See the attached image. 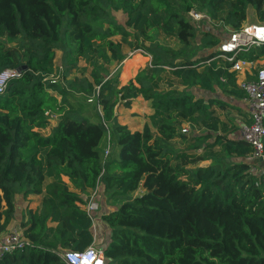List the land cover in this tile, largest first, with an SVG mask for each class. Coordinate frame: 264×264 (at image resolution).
Listing matches in <instances>:
<instances>
[{"label":"trees","instance_id":"1","mask_svg":"<svg viewBox=\"0 0 264 264\" xmlns=\"http://www.w3.org/2000/svg\"><path fill=\"white\" fill-rule=\"evenodd\" d=\"M197 8L232 31L248 21L249 8L251 21L264 24V0H0V72H21L0 95V239L15 219V195L43 196L38 210L24 206L20 235L28 244L0 264H65L62 252L93 243L106 264H264V172L245 160L252 147L220 123L214 107L229 104L212 96L222 91L240 102L246 93L219 52L197 58L199 49L224 41L205 32L196 46L199 22L189 12ZM112 9L126 13L125 26ZM162 36L180 47L163 44ZM123 44L151 57L125 85L120 72L103 66L125 59ZM236 59L263 61L264 45ZM82 60L90 75L68 79ZM166 70L210 95L159 90ZM51 75L58 80L46 79ZM70 95L91 100L97 119ZM137 98L151 102L157 135L147 124L132 132L118 122L116 108L129 109ZM188 121L206 130L190 149L219 147L231 161L197 166L208 159L174 154L168 143ZM107 137L113 150L104 160ZM97 185L98 201L103 193L120 201L95 213L106 228L103 245L80 207Z\"/></svg>","mask_w":264,"mask_h":264},{"label":"rangeland","instance_id":"2","mask_svg":"<svg viewBox=\"0 0 264 264\" xmlns=\"http://www.w3.org/2000/svg\"><path fill=\"white\" fill-rule=\"evenodd\" d=\"M199 10L198 8L196 11ZM199 12V11H198ZM200 13H204L201 12ZM254 11L249 8L248 11V21L244 24H252L256 23L255 21H251L253 18ZM111 16L113 19H115L118 24L125 26L127 17L126 13L123 11H116L112 9ZM199 34L196 38L195 44L197 47H200L201 37L202 34L205 32H210L214 36H216L220 42L225 39L230 32H232L231 28L224 23H216L212 21L208 16L205 18L204 21H199ZM121 37L116 36L113 38L114 41H120ZM161 42L163 44L169 45L174 49H178L180 45L177 43L176 39L174 37H161ZM123 53L125 54V59L120 63L116 64L115 62H111L110 64L103 63V66L106 68V72H109L110 74H117L120 72V82L121 85L127 84L131 79H134L136 75L149 67L151 62V57L144 52V50H131V48L127 44H123ZM213 52H218V49H199L197 51V58L198 57H204L212 54ZM60 56L61 54L58 52L56 56V67L60 69V71H63V66H61L60 62ZM219 56V55H218ZM101 63V61H99ZM258 66L264 67V60L258 63ZM91 67L87 66L85 62L82 60L79 64V70L74 71L71 76L68 77V79H72L76 76H80L82 74H85L87 76L90 75ZM51 78L58 80V76H50L47 79L51 80ZM242 74L241 72L238 74L237 79H241ZM156 84L158 86V89L161 91H168V90H179L183 93H189L193 94L196 97H204L207 98L210 94L207 92L202 91L198 87H188L182 83L180 79H177L174 77L168 70L160 74V79L156 81ZM59 99L60 96L57 93H54ZM216 98H219L223 101H225L227 104L226 109L221 110L218 107H214L215 113L218 116L220 123L225 124L230 128V132L228 135L237 137L239 136V129L240 126L247 121V115L245 111L242 109L241 105L239 104V101L232 100L228 95L224 94V92H219L217 94L212 95ZM70 101L77 105L80 109L83 110V114H85L87 117L96 120V115L94 113V103H92L90 100H86L85 97L79 96V95H70ZM116 114L118 115V122L123 125H128L129 129L132 132L136 131H142L144 125H148L151 129V131L154 133V135H157V126L159 122V117L153 118V115L155 114L154 109L151 108V102L145 101L142 98H137L135 101H133L131 108L126 109L123 106H119L116 108ZM55 119L53 118L52 124H55ZM187 128V132H183V129ZM50 130H47L45 134H49ZM206 133V130L204 127L200 124H196L194 121H188L183 123L178 130V137L172 141H170L168 144L173 150L174 154L179 155L181 151H188L192 155L200 156L202 158L212 159L213 163L221 162V165H225L228 162H230V159L226 158V155L220 150L219 147H216L211 150H205V149H190L189 143L193 140L194 137L199 136L200 134ZM212 142V141H211ZM110 146V156L113 150V141L111 138H106V141L103 145L104 148ZM109 156V157H110ZM200 164V163H199ZM63 181L67 180V177H62ZM51 179H47L45 181V184L49 183ZM35 195H30L29 197H32ZM33 198H36L33 197ZM32 201H29L28 208L31 210H38L40 207L39 200L38 199H30ZM25 201L21 195H15V205H16V214H15V221L12 222V225L16 229L9 230L8 233L17 231L21 232V218L23 216L24 212V206ZM98 201V200H97ZM120 201L116 199L110 200L108 198V195L102 194L101 200L98 201L99 203V210L98 211H104L108 209L109 207L112 208L116 204H118ZM93 230H95V236L96 241L98 245H103L104 237L106 234V228L105 226L97 220L94 224ZM7 233V234H8Z\"/></svg>","mask_w":264,"mask_h":264},{"label":"built area","instance_id":"3","mask_svg":"<svg viewBox=\"0 0 264 264\" xmlns=\"http://www.w3.org/2000/svg\"><path fill=\"white\" fill-rule=\"evenodd\" d=\"M189 15L196 22L206 17L196 10L190 11ZM262 45H264V24L252 23L244 24L240 29L230 32L228 37L218 47V57L232 63L231 71L238 74L241 72L242 74L241 80L237 83L246 93L245 100L248 104V121L241 127L239 139L252 147L251 154L245 160L255 164L264 157V67L258 66V63L262 60H237L236 57L239 54L248 53L254 47ZM20 76V70L6 69L1 71L0 95L6 92L10 81ZM248 77L253 78L249 79ZM50 81L54 83L56 79L51 78ZM187 131V128L183 129V132ZM109 154L110 146L105 149L104 160ZM99 191L100 185H97L95 190L91 191L90 195L86 197V203L80 205L91 218L93 228L95 227V222L98 220L95 213L99 210V203L96 199ZM93 231L95 236V230ZM27 244L28 241L23 239L19 232L8 233L0 239V257L6 253L22 249ZM60 258L65 264H106L103 252L96 247L95 243L83 251H64L60 254Z\"/></svg>","mask_w":264,"mask_h":264},{"label":"crops","instance_id":"4","mask_svg":"<svg viewBox=\"0 0 264 264\" xmlns=\"http://www.w3.org/2000/svg\"><path fill=\"white\" fill-rule=\"evenodd\" d=\"M240 80H241V79H239V80L237 79V82H239ZM239 104L241 105L242 109L245 111V113H246V115H247V121H248V104H247L246 100L244 99L243 101H240ZM247 121H246V122H247ZM246 122H244V123L240 126V129H241V127H242ZM240 129H239V134H240ZM237 138L239 139V136H238ZM211 163H213V160H212V159L204 160V161L200 162V164H198L197 166H206V165H209V164H211ZM257 168H260V167L257 166ZM65 182H68V178H67V180H66ZM35 196H36V195H35ZM35 196L28 197V198L26 199V201H25V208L28 207L29 201H32V200H30V199H38V200L40 201L39 204L41 203V200H42L43 196H36V198H33V197H35ZM109 209H110V207H109ZM111 209H112V208H111ZM103 212H105V211H103ZM14 221H15V220H14ZM12 229H16V228L11 224L9 230H12Z\"/></svg>","mask_w":264,"mask_h":264},{"label":"water","instance_id":"5","mask_svg":"<svg viewBox=\"0 0 264 264\" xmlns=\"http://www.w3.org/2000/svg\"><path fill=\"white\" fill-rule=\"evenodd\" d=\"M263 144H264V137H263ZM256 164H258L260 169L264 172V157L261 158Z\"/></svg>","mask_w":264,"mask_h":264}]
</instances>
